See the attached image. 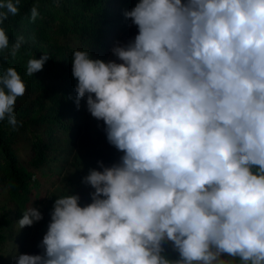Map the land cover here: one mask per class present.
<instances>
[{
	"label": "clouds",
	"instance_id": "obj_1",
	"mask_svg": "<svg viewBox=\"0 0 264 264\" xmlns=\"http://www.w3.org/2000/svg\"><path fill=\"white\" fill-rule=\"evenodd\" d=\"M19 4L0 0V24ZM124 15L138 34L116 42V60H72L77 108L85 99L123 155L83 177L90 203L55 200L43 255L16 264H264V0H138ZM25 91L14 68L0 72V121L17 126ZM42 218L29 207L18 224ZM166 242L178 259L162 255Z\"/></svg>",
	"mask_w": 264,
	"mask_h": 264
},
{
	"label": "trees",
	"instance_id": "obj_2",
	"mask_svg": "<svg viewBox=\"0 0 264 264\" xmlns=\"http://www.w3.org/2000/svg\"><path fill=\"white\" fill-rule=\"evenodd\" d=\"M137 2L20 0L18 14H9L0 24L9 39V49L0 52V72L14 68L26 86L24 95L15 102L17 126L13 128L6 118L0 121V249L9 237L4 227L18 223L27 208L44 207L43 218L35 222L43 228L50 223V204L57 198L79 195L82 207L91 202L89 194L94 189L82 182V175L76 181H66L58 193L52 191L56 180L42 168L53 159L56 148L47 143L46 137L53 126L64 132L86 127L77 121L73 52L87 50L91 58L106 62L118 35L128 34L135 27L124 12ZM33 7L38 13L34 21L29 19ZM19 36L24 37V43L12 56L11 45ZM44 54L49 59L43 69L28 75V61ZM85 102L81 99L79 107ZM87 154L105 167L117 163L123 155L114 146L93 148ZM163 248L162 255L168 259L179 258L171 242L164 243ZM222 258L227 264H243L226 254Z\"/></svg>",
	"mask_w": 264,
	"mask_h": 264
},
{
	"label": "rangeland",
	"instance_id": "obj_3",
	"mask_svg": "<svg viewBox=\"0 0 264 264\" xmlns=\"http://www.w3.org/2000/svg\"><path fill=\"white\" fill-rule=\"evenodd\" d=\"M137 34L138 28L135 26L128 34L118 35L117 42L126 44ZM109 60H116V57L110 54L106 62ZM77 121L86 127L64 132L53 126V132L46 137L47 143L56 148V153L53 159L42 168V171H49L56 180V184L52 188L55 193L61 190L66 181H76L79 176L88 175L90 169L102 170L98 164L99 160L87 154L89 150L93 148L105 150L112 147L107 142L103 120L98 121L88 113L86 102L78 108ZM53 205L54 203L50 204L48 215L50 217ZM35 208L42 215L44 214V207ZM38 225L34 222L28 228H20L18 223H11L4 227L9 237L0 249V261L3 264H16V257L20 254L38 255L40 251H44L40 244L47 232L48 225L43 228Z\"/></svg>",
	"mask_w": 264,
	"mask_h": 264
}]
</instances>
